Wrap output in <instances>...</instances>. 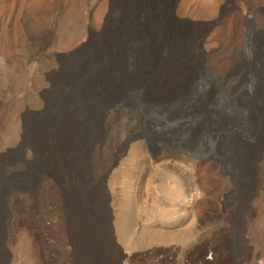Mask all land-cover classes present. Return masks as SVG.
<instances>
[{"label":"rangeland","instance_id":"rangeland-1","mask_svg":"<svg viewBox=\"0 0 264 264\" xmlns=\"http://www.w3.org/2000/svg\"><path fill=\"white\" fill-rule=\"evenodd\" d=\"M203 1L179 0L171 13L170 0H0V264H264V129L257 139H243L247 153H234L230 140L228 168L155 150L159 135L175 127L158 131L163 122L150 111L157 107L174 119V95L189 106L204 102L208 125L202 118L182 123L184 132L197 124L194 142L208 126L235 125L228 116L219 121V99H209L220 89L250 90L264 120V0ZM196 20H215L202 53ZM248 27L256 39L245 55ZM112 46L123 52L122 72L109 58L95 72L90 59ZM201 64L213 79L203 80ZM136 77L135 86L123 82ZM180 77L183 90L146 99L152 81ZM128 92L137 99L126 102ZM62 94L73 122L87 105V133L82 142L72 132L62 138L53 123L47 150L36 156L26 128L56 119L53 104ZM249 104L243 114L252 124ZM143 131L153 146L144 136L126 141ZM65 191H76L68 212ZM125 212L135 220L122 242L115 222ZM141 230L150 235L139 236Z\"/></svg>","mask_w":264,"mask_h":264},{"label":"bare ground","instance_id":"bare-ground-1","mask_svg":"<svg viewBox=\"0 0 264 264\" xmlns=\"http://www.w3.org/2000/svg\"><path fill=\"white\" fill-rule=\"evenodd\" d=\"M202 3H205V6H206V0L203 1ZM152 5L153 4H151L150 10L153 9L152 8ZM165 5H166V3H165ZM144 7H146V5ZM155 8H157V6ZM169 8H170V3H169ZM260 9L261 8H259V10ZM220 18H221V16L217 20H219ZM246 19H247V17H246ZM202 31H203V29H202ZM202 31H201V34H200L201 35L200 36V39L202 37V33H203ZM200 39H199V48H200V53H202L203 52V50H202L203 45H200ZM102 50H104V51L97 52L92 57V59H90L94 63L95 70H97L95 72H98L99 69H100L101 64L105 60H107L109 58L110 61H111V65H113L116 68V70H117L118 73H121L122 72L121 64H122V56H123V52H122L121 48H119V47H117V48L113 47L112 49H109V50H105V49H102ZM203 62L204 61L202 59V63ZM201 65L203 66V69L205 71L208 70L204 64H201ZM182 68L183 67H179V71L182 70ZM197 69H199V68L197 67ZM173 70H175V69L174 68L173 69H170V70L169 69H166V71H164V72L165 73H168V71H171L172 72ZM86 72H88V71H86ZM145 72H146V74L147 73H150L148 70H145ZM183 73L185 74V71ZM79 79H80V77H79ZM179 79H180V81H178L177 83H173L172 81L171 82H168V81H166V82L165 81H160V82L152 81L151 84H150V86H148V92H146V95H145L146 96V99H147V97L150 98V100H151V98H155L156 100H158L157 98H159V99L160 98H167V96H170L171 94L173 95L175 92H177L179 90H183L182 89L183 81H181V80H183V78L180 77ZM80 80L82 81V79H80ZM123 82H126L127 86L130 87V86H135V85L141 83V79H140V77H136V79H133L131 81H123ZM76 84H77V82H76ZM81 84H82V82H81ZM65 87H67V86H65ZM77 87H76V89H77ZM174 99L177 102V108L179 109V111H178L179 114L176 117L174 116L175 117L174 119H170L169 122H171V121L172 122H175L174 123V127L175 128L172 130V132L167 133L166 136H163L161 133H159L161 135H159V138L158 139L156 138L158 136H155L154 140L157 139V141L159 142V144L170 146L173 141L176 144L177 142H179L180 139H185L188 142H190V144H192V147L193 148H196L195 146L198 145L199 143L203 142V141L210 140L212 142L213 141L216 142V144H217V142L219 143L220 141H223V138H226L227 140H229V139L230 140H233L234 147H233L232 151L234 153H247L248 152V150L245 149L244 146H243V143L244 142H243L242 136H239L237 134L231 135V136H228V135H225V134L223 135V133H225V131L227 130L225 128H223V129H214L213 128V130H212L211 129L212 127L210 128V126H208L207 129H205V132H201V134L199 135V137L197 139L198 142L197 141L194 142V139L196 138L195 135L198 132L197 129H196L197 126H195L197 124L192 125L188 131L184 132L185 128H183L184 127V124H182V123H184V121H186V122H190V123H193L194 124V122L196 120L197 121H200L201 118L203 119V121H206V123H207V121H208V117L207 116L208 115L206 114V112L204 110L203 111L200 110L202 108L201 107V104L204 103V102H203L202 99L197 98V99L192 100V104H191V106H189V104L187 103L186 99L183 98V96H180V95L179 96H176V95H174ZM56 101H57V103H54L53 104L54 105L53 108L55 110H57L58 113H59L58 116L56 117V119H55V115H50L49 117L45 118V120L41 124H37L36 125V123H33L29 127H27L28 129L26 128V136L25 135L24 136L26 137L27 145H28L29 149L31 150V152L34 155H36V156H38L43 151V149L46 148L45 145H47L46 144L47 143V140H50L51 136L54 134V131L55 130H54V127H53L54 126L53 123L57 124V126H58L56 128V130H57L56 131V135L57 136L60 135V136H62V138H64L65 135H68L70 132H72V133H75L74 136H75L76 140L79 141V142H82L83 139H84V137H85V135H86V133H87V129H86V127H87L86 126V123H87L86 122V117L88 119V109H87L88 107H87V105L86 104L83 105V103L80 105L81 108H84V118L83 119L78 118L77 120L75 119L76 121L73 122L72 121V118H71L72 116H71L70 112L66 110V107H67L66 104L69 101L68 96L62 94ZM225 101L226 100H224V102ZM189 107H190V112L188 111V108ZM217 108L219 109V115H218L219 121H220V119H222L224 121V123H226V120L227 119L224 120V116H222L223 114L221 115L222 106H221V101L220 100L218 102ZM214 115H215V113H213V115L211 116L212 119L214 118ZM164 121H167L166 118H163L161 122H163V124H164ZM157 122L161 123L160 121H157ZM206 125H208V123ZM252 125L254 126V123H252ZM181 128H182V130H181ZM206 130H210V132H207ZM144 135L147 138V141L151 142L154 145V142H153V140H151V138H149V135L146 134V133ZM259 135H260V133H258L256 135V139L260 137ZM65 138H66V136H65ZM60 140H62V139H60ZM63 140H65V139H63ZM65 143H67V142H64V144ZM64 144H63V146H64ZM180 144L181 145H185V143H183V142L180 143ZM46 150H47V148H46ZM54 150H55V148H54ZM54 150L52 149V151H54ZM49 151H51V150H49ZM63 151H64V149H63ZM62 154H64V153H62ZM48 157H49V154H48ZM53 157H55V156H53ZM55 159H57V158H55ZM60 159H62V158H60ZM48 164H49V162H48ZM54 165L56 166L55 163H54ZM124 170L127 171V174H133V170H130V169L129 170L124 169ZM72 175L77 180L80 177V175H79V168L76 167L75 165H73V168H72ZM139 178H141L140 175H139ZM137 184H140V182H138ZM27 188H29V186ZM75 195H76V191H74V192H66L65 191L64 192L63 198H64V203L65 204H64L63 207H65L66 212H68L70 203H72V201L75 199ZM81 197H82V195H81ZM85 212H86V214H89L90 213V211L88 209L85 210ZM134 220H135L134 219V216L132 214H130L129 212L123 213L122 216L119 217L116 220V222H115V225L116 226L115 225L114 226L117 229V232H118L119 240L120 241L125 242L126 240H128V237L130 236L131 230H132V228L134 226ZM149 235H150V232L149 231H145V230H141L140 233H139V236H149ZM94 250H95V248L93 249V251ZM84 263H85V261H84ZM93 264H101V262H100L99 259H96V263H93Z\"/></svg>","mask_w":264,"mask_h":264},{"label":"water","instance_id":"water-1","mask_svg":"<svg viewBox=\"0 0 264 264\" xmlns=\"http://www.w3.org/2000/svg\"><path fill=\"white\" fill-rule=\"evenodd\" d=\"M179 0H170V11L173 13L175 11V8L177 6ZM233 4V0H231ZM234 6V4H233ZM222 9V8H221ZM220 9L219 14L217 19L224 14V11ZM262 9V8H261ZM253 14V11L249 12L246 17L247 20H250L251 16ZM216 19V20H217ZM194 24L202 25L203 26V33L202 37L200 39V45H203V38L210 32L212 26L215 23V20H208V21H201V20H196L192 21ZM255 35L254 31L251 30V28L248 27L246 37L244 40V45L242 48L241 53L248 55L247 51L250 47V45L255 41ZM125 66L127 70L131 69L132 63L131 59H128L125 63ZM203 80H210L213 79L212 76L209 74V71H204L203 73ZM253 80L250 79L249 82V88L252 87ZM199 90V88H198ZM125 95H128V99L126 102H132L133 100L137 99L136 93H125ZM213 97V98H212ZM219 99L221 101V106H222V116H228L230 118H233L235 120V125H233L231 128L227 129L223 135H239L242 136V139H249L253 140L256 135L261 132L264 129V120L263 116L261 113V107L259 104L256 102V96L254 94L250 93V90H242L238 94H233V91L231 92H226L222 89L219 90L218 94H215L212 96V94L209 95V99H212L215 101V99ZM224 100H229L231 104L228 106V104L224 105ZM247 101L250 103L249 104V109L253 112L254 114V123L255 127L249 122L247 117L243 114V109L247 105ZM177 105V103H175ZM206 107L210 108V104H208ZM166 113L161 111L157 107H152L150 111V116L154 119V121H162L163 118H165ZM101 116H103V112L101 111ZM175 122H169V121H164V124L159 126L157 128L158 131H166L167 129L171 128L174 126ZM144 135L143 133H138L135 135H132L131 137L127 138V142L130 140H133L134 138H140ZM145 139H147L145 137ZM185 143V145H181L180 143ZM230 139L226 141H220L219 143L216 144V142H212L210 140L203 141L196 145V148L192 147V144L188 142L185 139H180L179 142L175 144L173 141L170 146L168 145H159L156 144L155 150L158 152L160 150H164L166 152L170 153H182L184 155L192 156L196 159H210L213 162H219L221 163L222 167L228 168L230 166L231 159L229 157V151H230ZM148 147H151V142L148 141ZM251 152V150H250Z\"/></svg>","mask_w":264,"mask_h":264}]
</instances>
